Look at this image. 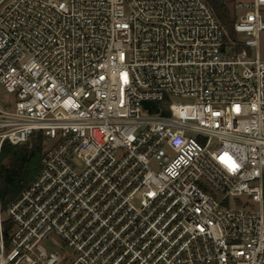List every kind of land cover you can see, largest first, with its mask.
Masks as SVG:
<instances>
[{
  "label": "built area",
  "instance_id": "built-area-1",
  "mask_svg": "<svg viewBox=\"0 0 264 264\" xmlns=\"http://www.w3.org/2000/svg\"><path fill=\"white\" fill-rule=\"evenodd\" d=\"M231 10L226 42L206 0H0V164L56 140L0 264H264V0Z\"/></svg>",
  "mask_w": 264,
  "mask_h": 264
},
{
  "label": "trees",
  "instance_id": "trees-1",
  "mask_svg": "<svg viewBox=\"0 0 264 264\" xmlns=\"http://www.w3.org/2000/svg\"><path fill=\"white\" fill-rule=\"evenodd\" d=\"M220 20L226 34L225 41L233 42L236 34L233 31L235 15L229 1L232 0H206ZM158 110V104L153 103ZM46 137L38 132L29 141L19 145L4 143L0 164V197L2 207H7L18 200L22 191L33 182L42 168L45 155Z\"/></svg>",
  "mask_w": 264,
  "mask_h": 264
},
{
  "label": "rangeland",
  "instance_id": "rangeland-1",
  "mask_svg": "<svg viewBox=\"0 0 264 264\" xmlns=\"http://www.w3.org/2000/svg\"><path fill=\"white\" fill-rule=\"evenodd\" d=\"M237 1V0H232L229 1V6L232 8L233 2ZM242 40H245V36L244 35H239ZM259 52L262 56V58H264V30L261 32L260 34V41H259ZM252 54L253 56L255 55V49L252 50ZM240 57H246L245 55L241 54ZM14 95L10 94L9 92H7L2 86H0V105H8V106H12L14 104ZM56 143V140L54 139H46L45 140V150H48V148L52 147L54 144ZM248 203L249 207L252 209H259L260 208V203L258 202H254L252 200H250L248 197L245 196H241L238 198H230V206L233 207H238V206H244V204ZM262 206V211H263V215H264V200L261 204ZM55 250L57 248V246H54ZM70 251V249H69Z\"/></svg>",
  "mask_w": 264,
  "mask_h": 264
}]
</instances>
